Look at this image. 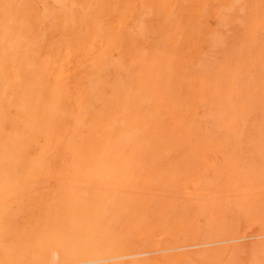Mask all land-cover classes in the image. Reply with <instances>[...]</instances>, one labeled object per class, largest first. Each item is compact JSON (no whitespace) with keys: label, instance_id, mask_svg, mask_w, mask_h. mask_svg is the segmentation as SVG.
Returning a JSON list of instances; mask_svg holds the SVG:
<instances>
[{"label":"bare ground","instance_id":"obj_1","mask_svg":"<svg viewBox=\"0 0 264 264\" xmlns=\"http://www.w3.org/2000/svg\"><path fill=\"white\" fill-rule=\"evenodd\" d=\"M0 264H264V0H0Z\"/></svg>","mask_w":264,"mask_h":264}]
</instances>
